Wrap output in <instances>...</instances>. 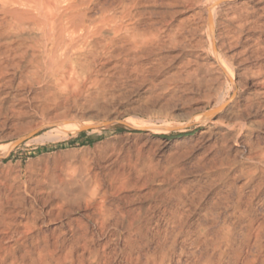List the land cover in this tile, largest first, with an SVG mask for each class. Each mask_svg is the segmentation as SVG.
Wrapping results in <instances>:
<instances>
[{
    "label": "rangeland",
    "instance_id": "374dc122",
    "mask_svg": "<svg viewBox=\"0 0 264 264\" xmlns=\"http://www.w3.org/2000/svg\"><path fill=\"white\" fill-rule=\"evenodd\" d=\"M86 1L87 29L105 22L61 46L87 44L64 79L40 65L38 32L0 34V203L24 249L38 264H264V0H221L212 22L213 0ZM63 121L74 131L55 134ZM83 147L99 164L69 167Z\"/></svg>",
    "mask_w": 264,
    "mask_h": 264
},
{
    "label": "bare ground",
    "instance_id": "6f19581e",
    "mask_svg": "<svg viewBox=\"0 0 264 264\" xmlns=\"http://www.w3.org/2000/svg\"><path fill=\"white\" fill-rule=\"evenodd\" d=\"M86 2H88V1H86V0H0V10L3 14V19L1 22V27L3 29L1 28L2 30H1L0 34H4L6 32L11 31V33L12 32L17 33L16 35L18 36V34L20 35V32L24 31V30H27V31L29 30V32L30 31H34V32L36 31V33L38 32L37 35L39 34L38 35L39 36V39H38L39 42L37 44L40 43L43 47H46V44H48V43L50 45V48L48 49V54L45 56V58L42 61L39 62L40 65L44 66V64L49 63L50 66L49 67L46 66V68H48V70H49V73L51 75H56V77L58 79H64V77L68 76L69 74L70 75L72 74L71 71H73L75 63L81 64V65L83 64L82 62H80L81 57L84 55V53L81 51V49H82V47L87 48V46H86L87 44H84L85 46L81 45V49H78V52L76 51L74 56L68 55L69 57H67V54H68L67 53L68 52L67 47H69V49H70L69 42L72 41V43H73V41L77 37L79 38L78 40H80V38H84L85 36H89V34L91 35L93 33L92 30L94 29L93 28L94 25L89 23L93 26H92V29L89 26L91 30H88L89 29L88 25H86L87 22L85 23L86 14L84 13L85 10L83 11L82 6L86 5L87 4ZM219 2H221V0H213L211 5L209 6L207 18H209V20L211 22L214 18V14L216 13L217 7L220 6ZM221 4H222V2H221ZM99 16H100L99 21H98V19L96 20L97 23L94 20H93L94 22L91 20H88L94 24L96 23V25H95L96 29L95 30L99 31L98 33H100V28H101L100 25H102L101 20H103L105 22V19L104 18L102 19L103 15L101 14ZM87 30L89 31L88 32L89 34L87 33ZM95 30H94V33H95ZM11 33H9V34H11ZM22 33L24 34V32H22ZM23 34L20 36L23 37ZM26 34H27V32H26ZM97 34H95L94 36H96ZM30 35L28 36V38L30 37ZM90 37H92V35ZM17 38H19V36ZM85 39H87V38H85ZM85 39H84L83 43H86V42L91 43V41H89L87 39L89 41L88 42ZM30 41L32 42V40H30ZM66 41L68 42L67 47H64V46H63L64 48L61 47L63 44L66 45V43H64ZM33 42H34V39H33ZM74 42H76V41H74ZM209 42L211 43V41H209ZM77 43L72 44L73 46L71 44L70 45L74 49ZM79 44H81V43H79ZM213 44H215V43H213ZM77 46L79 48V45H77ZM77 46H76V48H77ZM58 49L61 50L60 53H58ZM64 49H66L67 51ZM79 50H80V52H79ZM221 58L224 59V57H221ZM223 61L224 60H220L217 57L216 66L218 67V70H220V72H221L220 74H223L226 78H228V80L230 82L233 83L234 82L233 76H232L233 72L230 73V71H232L231 70L232 68H230V70H229V68L227 67L228 65H226L227 63L226 64L224 63L226 60L224 62ZM224 105H225V103H219L216 106H217V109L219 110ZM210 112H212V111H210ZM209 113L198 117L197 120H199L203 124L204 121L206 122V120H209L211 118V116L213 115V112L211 114H209ZM74 123L75 122L63 121V123L59 127V130L58 131H57V129L55 130V134H56V132L59 133L60 130H61L60 133L61 132L65 133V130L74 131V128H75ZM79 123H77V125H81ZM78 128H79V126H78ZM147 128H148V125H147ZM48 133H50V131ZM48 135L47 136L43 135L42 136L43 140L49 139V138L51 139V136L49 137ZM44 136H46V138H44ZM53 136H55V138H56V136H57V138L59 137L58 135H53ZM42 137L41 138L38 137V138L40 140H42ZM61 138H64V137H61ZM36 139H37V137H36ZM73 150H76V149H73ZM78 150H79V148H78ZM81 150H82V153L85 152L87 154V155L85 154L86 157L82 158V159L75 160V163H70L69 167L75 166L77 168L89 170L91 167H93L94 165H96L100 161V159H98L94 155L90 154V152L92 150L91 147H83V148H81ZM69 152L73 153L74 151L69 150ZM73 156L76 157L75 155H73ZM73 171H75V170L73 169ZM1 201H3V200H1ZM6 207H7V209L9 208V206H6ZM4 212H5L4 211V204H2V202H1L0 203V264H38L39 258L37 259V257L33 253H30V251L27 252L23 247L24 246L23 241H24L25 237H24V233L22 230V223H21L22 221L20 222V220L14 218L15 216L13 218H9L8 217L9 215L7 216L6 212L5 213ZM17 213H19V212H17ZM19 216L21 217V215H19ZM10 226L14 227L13 232L16 233V235L14 234L15 237L8 235L9 231H11V230H8V228ZM11 234L12 233H10V235ZM34 252H37V251H35V249H34ZM26 257H29L28 262L26 261Z\"/></svg>",
    "mask_w": 264,
    "mask_h": 264
},
{
    "label": "water",
    "instance_id": "95a60500",
    "mask_svg": "<svg viewBox=\"0 0 264 264\" xmlns=\"http://www.w3.org/2000/svg\"><path fill=\"white\" fill-rule=\"evenodd\" d=\"M85 128H87V127H85Z\"/></svg>",
    "mask_w": 264,
    "mask_h": 264
}]
</instances>
